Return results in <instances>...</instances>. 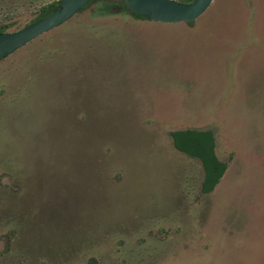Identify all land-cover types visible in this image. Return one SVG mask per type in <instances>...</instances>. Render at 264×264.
Returning <instances> with one entry per match:
<instances>
[{
	"label": "rangeland",
	"instance_id": "obj_1",
	"mask_svg": "<svg viewBox=\"0 0 264 264\" xmlns=\"http://www.w3.org/2000/svg\"><path fill=\"white\" fill-rule=\"evenodd\" d=\"M32 41L0 58V252L2 208L22 222L0 264H264V0L192 25L85 10ZM184 128L227 161L209 193Z\"/></svg>",
	"mask_w": 264,
	"mask_h": 264
},
{
	"label": "trees",
	"instance_id": "obj_2",
	"mask_svg": "<svg viewBox=\"0 0 264 264\" xmlns=\"http://www.w3.org/2000/svg\"><path fill=\"white\" fill-rule=\"evenodd\" d=\"M3 1V0H1ZM20 1L21 4L25 2L31 1L33 3L34 8V16L33 18L27 23L34 22L41 17L49 14L59 5V0H8L4 2V12L9 14L7 21H0V31L4 32L8 27H10L13 22H10L12 19V15L10 14L11 9L10 7H14V5ZM182 2H191L193 0H179ZM29 3V2H28ZM85 10L89 11L90 16L94 17H115L124 14H130L134 17L141 18V19H150L149 16H141L137 13L128 11L124 5L123 0H91L88 2L84 7H82L79 12H83ZM195 20L193 21H185L187 24L192 25ZM84 24V23H82ZM79 25V26H82ZM31 41L30 43H32ZM51 51V49H47ZM42 51L40 55H44L47 51ZM52 52V51H51ZM171 142L173 147L182 152L186 155L196 158L200 161L202 169H203V176L200 183V193L206 194L211 192L215 186L219 183L220 179L223 177L226 168H227V161H223L219 159L216 154L215 147H216V140L215 135L212 129L210 128H184V129H174L170 131ZM13 185L18 186L19 184L13 183ZM20 186V185H19ZM8 188V187H7ZM13 190L11 187H9ZM21 188V186H20ZM3 194H16L15 192L4 190L1 192ZM3 213L1 217L5 220L4 226H8L6 232V239H7V246L6 251L0 252V262L3 261L4 256L8 253L11 249V246L14 239L18 237V232L21 231V219L15 220L11 219L14 218L12 213L7 214L12 211V208L3 207ZM12 215V216H11ZM8 248V249H7ZM41 250L40 255L46 254ZM36 260L32 261V264H36Z\"/></svg>",
	"mask_w": 264,
	"mask_h": 264
},
{
	"label": "water",
	"instance_id": "obj_3",
	"mask_svg": "<svg viewBox=\"0 0 264 264\" xmlns=\"http://www.w3.org/2000/svg\"><path fill=\"white\" fill-rule=\"evenodd\" d=\"M91 0H59L49 14L14 31H0V58L25 46L40 35L62 25ZM128 11L161 23H179L199 18L213 0H123Z\"/></svg>",
	"mask_w": 264,
	"mask_h": 264
}]
</instances>
